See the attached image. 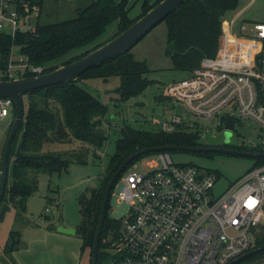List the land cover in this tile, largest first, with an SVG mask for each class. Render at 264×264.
I'll return each mask as SVG.
<instances>
[{"label":"built area","instance_id":"obj_1","mask_svg":"<svg viewBox=\"0 0 264 264\" xmlns=\"http://www.w3.org/2000/svg\"><path fill=\"white\" fill-rule=\"evenodd\" d=\"M39 8L33 0H0V32L14 35L19 27L33 26ZM236 19L237 14L222 20L223 42L215 56L203 57L187 77L164 87L163 95L183 111L163 118L160 129L194 130L196 117L217 118V126L226 128V116H232L233 126L226 129L252 121L264 134V19L235 35L246 28L243 23L235 28ZM42 70L21 54L15 63L10 57L0 79ZM11 109L12 98L0 97V119ZM240 150L264 153V135ZM154 155L149 171L130 166L111 189L110 197L127 204L111 246L112 264H228L251 249L264 226V162L219 189L215 172L174 162L167 151Z\"/></svg>","mask_w":264,"mask_h":264},{"label":"trees","instance_id":"obj_2","mask_svg":"<svg viewBox=\"0 0 264 264\" xmlns=\"http://www.w3.org/2000/svg\"><path fill=\"white\" fill-rule=\"evenodd\" d=\"M33 1L42 8V0ZM159 1L140 0V11L131 16L129 14L132 6L130 0H91L85 6L78 7L76 15L72 18L48 23H40L36 19L33 26L19 27L14 35L0 32V71L7 68L13 46L19 47V52L26 56L29 64L42 66V72L69 63L126 29ZM237 4L238 0H183L172 10L162 21L166 28L165 54L168 55L172 68L189 74L199 66L203 57L215 56L223 42L222 20L226 12L235 9ZM112 21H116V30L110 37L92 44L76 55L62 59L59 64L51 63L77 46L93 43ZM148 72L149 67L146 62L135 58L129 48L114 58L87 69L76 80H65L24 93L22 99L27 101V108L24 113L23 106L22 120L10 147L8 175L1 202L13 206L16 215L21 217L26 211L27 198L37 189L40 172L50 174L66 171L73 159L83 162L82 151L73 149L69 154H63L57 150H50L48 146L46 147L47 143L77 140L93 146H101L106 140L107 136L101 127V122L107 113V106L83 88L79 84L80 80L94 77L105 81L117 76L119 83L115 91L119 99L123 101L145 90L151 83V80L147 78ZM28 75L32 73L25 71L22 74V76ZM1 78L7 79V77ZM159 95L158 98H160ZM11 111L14 116L13 99ZM11 122L12 119L7 133ZM169 145L174 148L165 151L174 153L182 151L177 149V146L208 144L199 141L196 131L184 127L163 131L136 128L127 122L120 126L119 136L115 140V150L109 157L99 185L86 187L77 197L80 220L75 226V232L81 237V247L89 251L90 264L104 191L111 176L133 152L142 148ZM218 145H224V143ZM238 148L242 149V147ZM156 152L140 155L137 159ZM184 152L197 156L214 154L211 151ZM263 162L264 157L254 158L251 167ZM183 164L199 166L191 161L183 162ZM207 170L220 176L217 170L208 168ZM109 209L110 197L100 232L98 264H112L114 256L111 246L117 241L120 233V220L112 217ZM260 229L259 232H255L251 249L264 244V226H260ZM18 234V230L10 231L11 244L19 241ZM106 235L110 236L109 241H105ZM11 244L6 243V248L12 249ZM262 257H264V250L235 264H250Z\"/></svg>","mask_w":264,"mask_h":264},{"label":"rangeland","instance_id":"obj_3","mask_svg":"<svg viewBox=\"0 0 264 264\" xmlns=\"http://www.w3.org/2000/svg\"><path fill=\"white\" fill-rule=\"evenodd\" d=\"M90 1L42 0L38 21L48 23L72 18L76 15L78 7H83ZM130 3L132 6L129 14L134 16L140 11V0H130ZM236 14L235 28H238L240 23L245 24L246 28L236 29L234 34H247L254 22L264 19V0H238L237 7L227 11L223 20L229 21ZM115 30L116 21H112L93 43L77 46L51 63L59 64L62 59L76 55L92 44L107 39ZM166 45L165 24L160 22L131 47L135 58L144 60L149 67L147 78L151 83L142 93L128 100H120L115 91L119 83L117 76L105 81L94 77L79 81L83 88L107 106V113L101 122L107 138L101 146L77 140L47 143L46 147L48 146L50 150H57L63 154H69L73 149L82 151L83 162L73 159L66 171L50 174L40 172L37 189L27 198L24 215L17 216L13 206L6 211L3 220L0 221V264H90L89 251L81 247L80 235L75 231L64 232L59 230V227L75 228L79 222L77 197L86 187L99 185L109 157L115 150V140L119 136L122 123L127 122L141 129H160L159 124L163 118L183 111L180 106L174 105L169 97L162 95L168 83L189 75L186 71L172 68L170 59L165 54ZM20 57L19 47L13 46L11 59L17 61ZM23 106L25 113L27 108L25 99ZM12 117L14 116L10 113L0 119V155ZM196 119L199 126L196 124L194 131L198 133L199 141L208 145L224 142L230 146L250 147L264 135L252 121L238 124L234 130H229L217 126L219 121L217 118L213 121L201 117ZM169 154L174 162L191 161L203 168L217 170L220 173L217 182L219 189L241 176L254 162L252 157L218 152H214L212 156H197L184 151ZM155 160L154 154L145 155L137 159L130 168L147 172L151 169L150 163ZM126 212L127 204L120 203L111 196L109 214L119 218ZM13 229L18 230L19 241L11 244L12 249H7L6 243H9V233ZM260 230L259 227L256 232ZM109 240L110 236L106 235L105 241ZM250 264H264V257Z\"/></svg>","mask_w":264,"mask_h":264},{"label":"water","instance_id":"obj_4","mask_svg":"<svg viewBox=\"0 0 264 264\" xmlns=\"http://www.w3.org/2000/svg\"><path fill=\"white\" fill-rule=\"evenodd\" d=\"M182 1L183 0H160L152 8H150L144 14L134 20L133 23H131V25H129L126 29L122 30L121 32L108 39L98 47L92 49L91 51L87 52L86 54L69 63L62 64L52 70L42 72L36 75L21 76L12 79H0V97H11L15 104L14 117L12 119L9 131L6 135L0 160V221L3 220L6 211H8L11 207L8 203H2L1 199L7 181L8 157L10 147L23 116L22 95L36 88L56 84L65 80H76L78 76L85 72L87 69L97 66L108 59L114 58L126 49L131 48L153 27H155L158 23L162 22L164 18L172 10H174ZM225 126L226 128H232V116H226ZM227 138L228 136L226 135V140ZM173 148V146L169 145L139 149L129 155L113 173L104 191L101 211L98 218V225L94 235L93 245L91 249V264H98L100 232L106 214L110 192L113 186L115 185V182L118 177L130 165V163H132L140 155L155 151H165ZM177 149L191 152L211 151L231 155L248 156L252 158L264 155V153L261 152L233 149L224 145L177 146ZM59 230H62L64 232H74L75 228L59 227ZM9 240L10 241L8 244H11L12 240ZM22 243L23 242H21V244ZM263 250L264 244L246 251L242 255L231 260L228 264H235Z\"/></svg>","mask_w":264,"mask_h":264},{"label":"crops","instance_id":"obj_5","mask_svg":"<svg viewBox=\"0 0 264 264\" xmlns=\"http://www.w3.org/2000/svg\"><path fill=\"white\" fill-rule=\"evenodd\" d=\"M40 14H41V8H39V14L36 16V18L33 17V20H32V21H33V22H34V21H37L38 18L40 17ZM224 18H225V16H224ZM36 19H37V20H36ZM11 52H12V51H11ZM10 57H11V56H10ZM12 60H13V62L15 63V59H12ZM16 62H17V61H16ZM261 226H263V225H261ZM259 227H260V226H259ZM259 227H258V228H259Z\"/></svg>","mask_w":264,"mask_h":264}]
</instances>
